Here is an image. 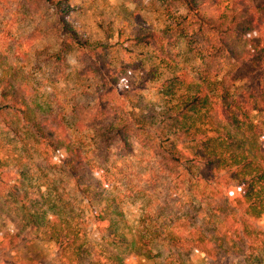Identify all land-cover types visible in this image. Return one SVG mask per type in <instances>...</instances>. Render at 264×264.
Returning <instances> with one entry per match:
<instances>
[{"label":"trees","instance_id":"obj_1","mask_svg":"<svg viewBox=\"0 0 264 264\" xmlns=\"http://www.w3.org/2000/svg\"><path fill=\"white\" fill-rule=\"evenodd\" d=\"M24 1L33 10L50 12L59 40L76 45L81 70L99 81V89L94 103L73 102L72 129L62 111L43 109L36 97L21 92L20 71L0 53L5 133L0 136V218L10 225L0 231V245L50 234L65 264H138L140 257L156 264H195L199 252L211 259L231 258L232 264H264L259 225L264 219V129L252 120L254 112H264V0H162L167 20L157 30L133 14L137 27L124 39L151 47L159 64L174 66L179 45L198 59L162 83L166 94L176 97L161 107L137 90L125 64H115L111 29L105 28V40L88 41L68 21L74 10L70 0ZM122 35L121 28L119 39ZM64 48L49 44L36 50V66L48 64L63 76ZM248 81L253 82L249 89H237ZM86 132L91 141L84 144L78 134ZM6 140L19 154L14 165L5 156ZM139 144L154 157L146 183L156 197L137 231L128 232L119 196L108 193L95 172L134 155ZM27 145L43 155L41 166L32 167L35 159L28 158ZM59 169L68 179L56 173ZM52 171L60 184L50 177ZM36 172L45 184H54H48L46 196L36 191ZM69 180L92 208L94 235L127 251L79 235L82 229L62 211L70 201L59 189L68 191ZM194 185L199 188L191 197ZM57 204L66 205L60 211ZM160 243L167 253L154 251Z\"/></svg>","mask_w":264,"mask_h":264},{"label":"rangeland","instance_id":"obj_2","mask_svg":"<svg viewBox=\"0 0 264 264\" xmlns=\"http://www.w3.org/2000/svg\"><path fill=\"white\" fill-rule=\"evenodd\" d=\"M70 4L74 10L68 17V21L84 39L88 41L105 40V28L111 29L112 36L109 42L112 46L110 50L115 64L126 65L135 87L151 105L161 107L169 99L176 97V94L167 95L161 85L173 75V72L182 68H192L198 62L193 52L185 45L175 47L174 66L165 67L159 64L151 47L124 39L137 27L133 19L134 13L143 16V26L156 30L164 27L167 11L162 5V0H70ZM37 11L33 10L31 5L24 0H0V53L10 65L17 67L20 71L23 78H18L21 92L24 94L28 92L29 96L36 97L43 109L53 107L59 109V112L62 111L72 129H75L73 126L75 117L72 114L73 102L77 100L85 105L94 103L99 81L81 70L76 45L62 43L63 38L59 40L50 12L39 8ZM121 28L123 35L119 39ZM49 44L56 49L65 47L63 53L67 58V66L66 73L61 77L53 73L50 65L42 64L37 67L35 64V51L44 49ZM261 80H264V77H261ZM247 83L248 86L245 83H238L237 89L239 91L249 89L253 82L248 81ZM174 90L172 87V91ZM138 110L139 108H136V111ZM252 120L254 124H259L264 129V112H254ZM3 129V124L0 122L1 137L5 134ZM78 137L84 141V144L91 141L89 132L79 133ZM6 143L7 154L5 156L9 163L14 165L16 161L14 158L19 154L12 150L16 149L15 146L7 140ZM19 148L21 153L23 146L20 143ZM87 148H89L88 145ZM26 149L29 153L28 158L35 159L32 167L35 164L38 167L41 166L43 155L35 154L33 145H27ZM55 160H58L57 156ZM153 160L151 151L139 144L134 155L116 159L108 167L100 171L98 168L95 172L104 189L110 194L119 196L125 213L123 224L128 232L137 231L147 208L152 206L153 197H156L146 183L147 179L152 177L151 162ZM56 173L63 179H68L63 169H59ZM49 175L55 179L57 184H60V178L55 176L53 171ZM35 177L33 183L36 191H43L46 196L48 184L54 188L53 182L49 180V183L45 184L40 180L39 172ZM64 187L68 191L64 192L63 189L59 191L69 199L70 203L69 206L62 208V211L72 217L75 228L82 229L79 235L84 238L87 234V239L92 243H104L108 249H113V251L116 248L120 251H127L128 248L113 247L110 238L100 240L98 234L94 235L95 227L91 206L74 190L71 180L69 183L65 182ZM198 188L195 185L191 188V197L195 192L197 193ZM65 205L57 204V209L61 211V206ZM259 225L264 233V219ZM8 229H10L9 222L0 218V231L7 232ZM10 241L11 244L7 248L0 245V263L2 264H65L66 258L50 234H43L38 239H11ZM154 251L167 253L168 248L166 244L160 243L154 245ZM233 261L231 258H207L202 252L194 256L195 264H232ZM138 264H156V261L140 257Z\"/></svg>","mask_w":264,"mask_h":264}]
</instances>
